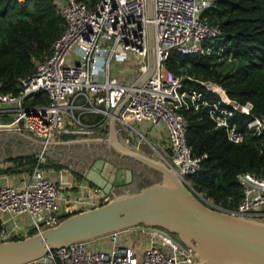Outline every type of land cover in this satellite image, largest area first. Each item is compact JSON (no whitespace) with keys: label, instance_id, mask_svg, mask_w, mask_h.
Wrapping results in <instances>:
<instances>
[{"label":"built area","instance_id":"2783aa9c","mask_svg":"<svg viewBox=\"0 0 264 264\" xmlns=\"http://www.w3.org/2000/svg\"><path fill=\"white\" fill-rule=\"evenodd\" d=\"M54 1L65 20L64 31L33 74L20 79L19 94L0 90V130L28 133L44 141L63 135L104 136L116 109L129 96L117 116V129L130 145L140 149L147 143L214 208L264 219V173L237 175L242 197L235 208L211 202L190 180L200 170L203 157L195 156L188 144L183 110L206 108L216 128H224L233 142H243L246 135L230 122L236 111L252 116L246 126L255 135L264 131V116L252 114L251 102L241 104L231 99L219 84L210 81L202 84L219 98L208 99L197 90H186L182 77L165 65L174 51L209 54L213 50L212 42L221 31L203 14L216 0H152L151 16L145 0H98L92 8L79 0ZM150 25L154 29L156 69L137 86L149 68ZM115 64H127L129 81L113 73ZM41 91L47 94L46 104H26ZM10 116L13 119L7 120ZM157 128L166 130L167 145L150 139ZM50 176L40 168L30 176L0 173V215L12 214L15 220L16 215L27 214L28 231L39 232L74 214L69 194L62 199L66 212H60L62 189ZM90 191L93 197H103L99 204L110 199L97 186ZM21 225L16 223L6 230L2 222L0 241L19 235ZM126 232L129 244L121 242L120 235ZM196 260L192 248L173 234L140 225L49 250L24 264H195Z\"/></svg>","mask_w":264,"mask_h":264},{"label":"trees","instance_id":"16d2710c","mask_svg":"<svg viewBox=\"0 0 264 264\" xmlns=\"http://www.w3.org/2000/svg\"><path fill=\"white\" fill-rule=\"evenodd\" d=\"M79 1L92 8L98 0ZM10 14L14 18H8ZM203 17L221 31L212 42L213 50L209 54L174 51L166 67L182 77L184 89L197 90L205 98L214 99L219 95L202 82L217 83L231 99L241 104L251 102L252 114L263 117L264 0H216ZM64 27V17L54 0H0V90L3 93H20V79L32 75L37 63L50 55ZM47 101V94L41 91L26 104ZM182 112L188 121V144L195 156L203 157L200 170L190 176L193 188L217 205L237 207L242 197L237 175L264 173V131L255 135L246 126L252 116L236 111L230 122L246 135L243 142H233L224 128H216L206 108L191 106ZM26 159L29 168L36 164L32 156ZM17 160L23 164L25 159Z\"/></svg>","mask_w":264,"mask_h":264},{"label":"water","instance_id":"95a60500","mask_svg":"<svg viewBox=\"0 0 264 264\" xmlns=\"http://www.w3.org/2000/svg\"><path fill=\"white\" fill-rule=\"evenodd\" d=\"M145 1L148 16H151L152 0ZM155 69L154 29L150 25L149 68L136 85L146 82ZM128 99L129 96L111 118L107 137L86 139L85 142L106 144L120 157L133 159L156 171L161 179L133 189L130 169L97 159L84 179L100 188L110 199L22 239L0 241V264H24L41 258L49 250L140 225L175 234L183 244L192 248L197 258L195 264H264V219L232 214L207 204L160 155L156 158L135 148L119 134L117 116ZM34 141L43 146L56 144L55 139L36 138Z\"/></svg>","mask_w":264,"mask_h":264},{"label":"rangeland","instance_id":"374dc122","mask_svg":"<svg viewBox=\"0 0 264 264\" xmlns=\"http://www.w3.org/2000/svg\"><path fill=\"white\" fill-rule=\"evenodd\" d=\"M8 18L10 19L14 18V15L10 14ZM124 69L126 71L124 70L121 72L125 74L124 81H128L127 78L130 75V73L127 72L126 68ZM112 70H114V66L112 67ZM116 70L117 68H115V71ZM12 119L13 116H10V118L7 120H12ZM93 136L94 137L92 138L86 136H78L72 138L63 135L55 139L56 140L55 145L50 144L48 146H43L38 142L34 141V139L36 138L31 134L17 133L13 130L2 129L0 130V173H7L9 175L27 173L30 176L37 168L43 169L46 172L64 170L68 178L75 179V181L79 180L80 177L78 176L79 177L78 178L77 175H75L73 169L79 166L78 165L79 159L81 157H85L86 151L88 149L93 152L94 150H96V152L92 153V155L90 154L92 157L104 155L110 158L112 157L113 159L117 158V153L112 148L108 147L106 144L97 143V142H85L86 139L107 137V136H99L97 134ZM75 139L78 141H76ZM80 140H84V141H80ZM94 145H98V146H94ZM140 150L144 151L145 153L153 157L156 158L159 157L158 153L155 150H153L147 143H143ZM28 156H32L33 158L36 159V164L30 168L28 166V162L26 159ZM18 158L25 159L23 160V164H20L19 160H17ZM91 163H92L91 157H89L88 159H86V161H83V165L81 167H83L84 170H86ZM126 164H131V163H126ZM18 169H23V170H18ZM142 170L145 172L146 174L145 176H147V178L138 179L137 181L138 184L131 186V188L133 189L135 187L140 188L161 179V175L156 171L145 168V166H142ZM208 199L211 202H214L212 199L210 198ZM60 212L63 213L62 208L60 209Z\"/></svg>","mask_w":264,"mask_h":264},{"label":"crops","instance_id":"0c3cea01","mask_svg":"<svg viewBox=\"0 0 264 264\" xmlns=\"http://www.w3.org/2000/svg\"><path fill=\"white\" fill-rule=\"evenodd\" d=\"M127 69V71L130 73V68H127V64H115L114 66V70L113 73H115L117 76H119L122 80H124V76L125 74L121 71H124L125 67ZM122 67V69H121ZM115 68H117V70L115 71ZM129 69V70H128ZM128 81L130 79V76H128ZM151 140L160 142L161 144L167 145V133L166 130L163 128H157L153 130V133L149 135ZM51 176L50 178L52 179V181L56 182L60 188L62 189L59 192V203L62 206V211L65 213L66 212V208L65 205H63V197L65 194H69L72 196L73 198V204H72V208L74 209V212H79L81 210H86V209H90L93 208L97 205H100L99 202H101L103 200V197H93L92 192L90 191L93 187V185L89 184L88 182H86L85 180H76L75 179H71L68 178L66 176V173L64 170H60V171H53L50 172ZM133 185V184H132ZM129 187V186H128ZM127 188V187H126ZM136 188V187H135ZM13 217L12 214H2L0 215V218L4 224V227L6 230H11L15 227L16 223H21V228L19 235L15 236V237H25L28 236L30 234H32V232L28 231V228L30 226V220L27 214H19L15 216V220H12L11 218ZM66 217V216H65ZM132 233H135V231H131ZM128 232L123 233L120 235L121 237V242L122 243H126L129 244L130 242L127 240V236H128ZM13 238V237H12ZM7 240H11V238H8ZM104 241V240H103Z\"/></svg>","mask_w":264,"mask_h":264},{"label":"flooded vegetation","instance_id":"af4514ba","mask_svg":"<svg viewBox=\"0 0 264 264\" xmlns=\"http://www.w3.org/2000/svg\"><path fill=\"white\" fill-rule=\"evenodd\" d=\"M107 134L108 133H106L104 136H107ZM86 137H89V138L91 137L92 138L94 136L93 135H88ZM94 146H98V145H94ZM91 148H94V147H91ZM94 152H96V150H94ZM94 152L88 149L86 151L85 157H81L79 159V163H78L79 166H77L75 169H73V172L75 173V175H77V177L78 176L80 177L79 180H85L84 178H85L86 172L92 167L93 163L97 159L109 160L110 162H113L114 164H116L119 168L130 169L132 171V174H133V186L138 184V182H137L138 179H146L147 178V176H145L146 175L145 172L142 170V166L140 164H138L137 161H134L133 159L125 158V157L122 158L118 154H117V158H115V159H113L112 157H111L112 158L111 159L110 157L104 156V155H100V156H97V157H95V156L92 157L91 155ZM89 157H91L92 163L90 164V166L86 170H84V168L81 167V166L83 165V161H86V159H88ZM126 163H131V164H126Z\"/></svg>","mask_w":264,"mask_h":264}]
</instances>
